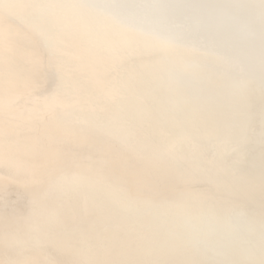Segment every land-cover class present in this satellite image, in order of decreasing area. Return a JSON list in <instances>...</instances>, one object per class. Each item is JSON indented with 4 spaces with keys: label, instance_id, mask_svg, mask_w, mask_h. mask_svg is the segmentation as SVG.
Instances as JSON below:
<instances>
[{
    "label": "snow or ice",
    "instance_id": "1",
    "mask_svg": "<svg viewBox=\"0 0 264 264\" xmlns=\"http://www.w3.org/2000/svg\"><path fill=\"white\" fill-rule=\"evenodd\" d=\"M146 7L206 6L0 0V264H264V0L258 56L243 49L256 38L248 23L184 17L147 31L126 22ZM91 14L115 28L92 27ZM145 57H175L184 75H170L162 94L144 82ZM206 60L221 78L239 71V89L258 63L259 111L217 113L195 74ZM257 133L258 182L239 175L257 167ZM68 176L103 195L66 193ZM172 207L183 215L153 226L161 251L144 250L153 258H93L140 248L148 233L126 213ZM234 214L260 225L259 248L216 259L198 222Z\"/></svg>",
    "mask_w": 264,
    "mask_h": 264
},
{
    "label": "bare ground",
    "instance_id": "2",
    "mask_svg": "<svg viewBox=\"0 0 264 264\" xmlns=\"http://www.w3.org/2000/svg\"><path fill=\"white\" fill-rule=\"evenodd\" d=\"M225 0H198L196 3L190 5H204L206 7H194L195 12L188 9V13L184 12V8H165V7H146L135 10L131 17H128L126 22L133 25L144 28L147 31L160 30L166 24H171L177 19H183L184 17H198L202 20H211L212 12H219L222 10ZM245 10L251 16L250 25L253 31L256 33L255 39H246L243 44V49L246 53L255 51L258 56L259 53V20L261 15V9L259 7V0H241ZM54 3H68L71 0H53ZM128 3H142L146 5L153 4H170L174 3L171 0H125ZM17 10L12 9L14 14ZM87 23L92 27H106L108 29L115 28L110 21L106 20L102 16L95 14L89 15ZM213 22V21H212ZM214 23L219 22L215 21ZM225 29H230L226 28ZM232 29V28H231ZM234 30V29H233ZM139 38V37H138ZM193 43L198 40V35L193 34L191 37ZM179 55V53L177 54ZM199 66L195 69V74L199 78L204 94L211 104L212 108L225 118H232L238 112L245 111L252 103L256 104L261 101L259 87H258V63L255 66L251 64L245 73V78L248 80L247 89H239L235 86L234 81L240 78L239 71L234 72L231 77L221 78L218 73L219 67L212 61H199ZM143 78L144 82H157L160 86V91L163 94L170 75L183 76V69L176 63L175 57L159 58V57H145L143 60ZM59 147H64L63 144ZM253 148L255 149V155L257 159V167L255 171H248L243 169L239 172L242 178H252L257 182L260 179V167L259 160L261 155V145L257 139L253 142ZM38 162V161H36ZM64 191L66 193L86 197L89 201H97L101 195H103L99 187L81 183L75 176H68L65 178ZM15 198V196H14ZM128 216L126 223L130 228H135L138 231L148 233L147 237L141 242L140 248L131 256H125L122 254H116L113 257H106L101 251L94 254L93 258L106 259H151L152 256L144 255L145 249H150L155 253L161 251V240L159 236L153 232V226H149V230H145L142 225H145L150 221V218L159 219H171L180 217L183 215V209L172 208H141L132 210L130 213H126Z\"/></svg>",
    "mask_w": 264,
    "mask_h": 264
},
{
    "label": "water",
    "instance_id": "3",
    "mask_svg": "<svg viewBox=\"0 0 264 264\" xmlns=\"http://www.w3.org/2000/svg\"><path fill=\"white\" fill-rule=\"evenodd\" d=\"M176 2V0H171ZM198 0H180L185 4L196 3ZM222 10L212 12L211 19L217 21L224 28L235 29L236 21L250 24L251 16L245 10L241 0H225ZM184 12L188 13V9L184 8ZM193 12L194 8H191ZM33 22H38L39 17H32ZM259 111L261 101L256 104ZM145 225H142L145 230H149L150 225H155L163 219L150 218ZM198 227L203 230L207 237L208 245L214 250L216 259H232L242 258L245 252L251 253L258 250L260 245V225L257 223L256 230L253 231L250 226V221L242 214H234L231 217H224L219 221L210 220L207 217H201L198 222Z\"/></svg>",
    "mask_w": 264,
    "mask_h": 264
}]
</instances>
